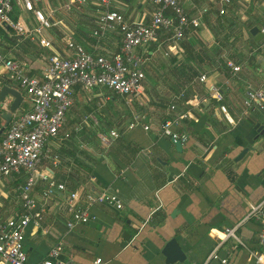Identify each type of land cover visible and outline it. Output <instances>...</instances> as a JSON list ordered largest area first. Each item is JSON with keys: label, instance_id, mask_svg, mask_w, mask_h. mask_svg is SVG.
<instances>
[{"label": "crops", "instance_id": "1", "mask_svg": "<svg viewBox=\"0 0 264 264\" xmlns=\"http://www.w3.org/2000/svg\"><path fill=\"white\" fill-rule=\"evenodd\" d=\"M59 1L42 4L44 12L51 15L63 7ZM195 2L198 8L203 6L201 0ZM82 5L96 12L92 2ZM116 5L128 20L147 17L149 6L143 1L120 0ZM183 5L190 16H196L191 3ZM230 11L232 20L227 16ZM12 18L29 29L39 26L33 13L21 7ZM95 21L92 28L79 33L56 21L43 32L53 48L5 26L0 28V53L16 60L28 74L39 76L50 54L63 53L66 39L96 54L117 49L115 33L92 37ZM252 27L263 36L251 34ZM263 29L264 0H232L224 14L210 5L201 25L190 28L179 55L165 57L161 50H140L146 77L143 93L134 103L127 104L106 88L86 92L75 87L74 104L57 136L46 142L38 166L48 177L33 192L41 213L38 222L31 221L25 229L28 260H45L61 242V257L67 264H95L96 258L103 264H166L162 248L176 238L185 260L174 264L200 263L214 249L227 259L226 264H261L253 255L264 253L258 241L261 225L247 215L264 200V133L253 127L264 123V108H246L244 98L248 89L264 80ZM217 47L219 51L214 52ZM227 60L240 70L234 73ZM202 74L207 77L205 83L199 81ZM8 79V70L0 66V82ZM211 87L220 91L221 100L210 96ZM17 88L23 100L13 114L31 109L28 97ZM181 92L184 96L175 99ZM172 103L176 111L190 114L174 128L187 135L180 151L160 130L162 120L173 114ZM222 104L233 123L224 118ZM136 114L144 117L142 124L130 128ZM110 131L118 136L104 144L100 135L109 136ZM249 145L252 148L236 161ZM23 180L24 176L0 178V220L19 209L17 188ZM50 181L64 183L66 191L43 199L42 191ZM74 190L114 193L123 208L89 206L92 221L68 229L66 198ZM233 227L235 236L213 234Z\"/></svg>", "mask_w": 264, "mask_h": 264}, {"label": "built area", "instance_id": "2", "mask_svg": "<svg viewBox=\"0 0 264 264\" xmlns=\"http://www.w3.org/2000/svg\"><path fill=\"white\" fill-rule=\"evenodd\" d=\"M48 0H0V28L8 26L18 34L24 35L40 46L53 48L48 36L43 35L45 29L56 24L42 8ZM67 6L92 2L97 6L95 28L92 37L102 39L111 33L118 35L117 49L104 53H93L74 40L64 41V51L50 54L48 63L39 76L30 75L16 60L0 53V66L9 72L8 81L23 90L31 103V109L13 114L11 121L0 139V178L17 179L24 176L23 182L17 188L19 209L10 217L0 220V264H67L62 259V243L53 246L48 257L40 262L28 260L24 248L25 229L32 221L37 223L40 211L33 192L38 183L48 175L38 170L43 157L46 142L56 137L64 124L65 114L74 104L75 87L90 92L95 88H106L123 98L127 104H132L143 93V82L146 74L141 49L150 48L162 51L165 57L170 54L179 55L181 43L191 27L202 23V15L210 5H215L219 14H224L232 0H201L200 8L196 0H147L149 8L147 17L140 16L137 20H128L122 9L117 6L120 0H64ZM189 2L196 9V16H190L183 3ZM33 13L39 26L29 29L20 20H14L12 13L17 8ZM58 22V21H57ZM264 31V29H263ZM226 65L235 73L239 65L227 60ZM205 74L199 76V81L206 82ZM210 95L217 100L222 99L218 89L211 87ZM179 93L175 99L183 97ZM246 108H264V80L257 88H250L245 93ZM6 107V103H2ZM176 103L169 107L172 115L162 120L160 130L172 140L184 142L185 133L175 130L181 121L187 118L188 112L176 111ZM227 122L233 123L225 105H220ZM144 117L136 114L130 128L141 125ZM148 129L147 124L143 125ZM118 134L110 131L109 136L102 134L100 139L109 144L111 138ZM57 157L55 156V160ZM66 191V185L50 181L42 191L43 199L52 197L56 192ZM110 205L122 209L120 198L108 191L78 190L70 191L66 198V211L70 215L66 226L72 229L78 224H88L92 221L89 206ZM42 210V209H41ZM259 221L261 229L258 235L259 245L264 248V200L253 205L247 215ZM236 227L224 231H215V236H235ZM256 261L264 264V253H254ZM95 264H103L101 258H96ZM227 259L220 257L216 249L212 250L206 259L192 264H226Z\"/></svg>", "mask_w": 264, "mask_h": 264}, {"label": "water", "instance_id": "3", "mask_svg": "<svg viewBox=\"0 0 264 264\" xmlns=\"http://www.w3.org/2000/svg\"><path fill=\"white\" fill-rule=\"evenodd\" d=\"M250 33L257 37L263 36V33L260 32L257 27H252L250 29ZM0 83V116L4 120L3 124L0 127L1 135L7 128L9 122L11 121L13 113L19 108V105L23 100V95L20 90L17 87L13 86L8 80L1 81ZM8 97L9 100L7 101ZM4 102L6 103V107H2V103ZM253 127L257 132L261 134L264 133V123H255ZM205 131L209 134V131ZM172 142L174 143L175 148L180 151L182 148V141L172 140ZM249 148H252L251 145H249V147L243 148L241 152L237 155L235 160L238 161L239 159H241ZM180 198L182 200L184 198V195H182ZM179 204H181V202ZM179 204L178 206H180ZM161 252L165 257L166 264H174L176 262L182 263L185 260L184 253L181 250L176 238L169 239L163 246Z\"/></svg>", "mask_w": 264, "mask_h": 264}, {"label": "rangeland", "instance_id": "4", "mask_svg": "<svg viewBox=\"0 0 264 264\" xmlns=\"http://www.w3.org/2000/svg\"><path fill=\"white\" fill-rule=\"evenodd\" d=\"M133 2L136 1H143L144 6L148 7L149 4L147 0H132ZM61 8L56 9L53 11V13L50 15V18L53 22H56L58 20H62L67 27L71 28L75 32H86L88 28H92L94 24V20L97 16L96 12L87 10L85 5L82 4H74L67 6L66 2L64 0L59 1ZM55 3V2H54ZM66 6V7H65ZM232 20L231 11L227 15ZM233 21L236 23H240L236 19H233ZM219 51L218 47L214 48V52ZM151 94V93H150ZM120 97V96H119Z\"/></svg>", "mask_w": 264, "mask_h": 264}, {"label": "trees", "instance_id": "5", "mask_svg": "<svg viewBox=\"0 0 264 264\" xmlns=\"http://www.w3.org/2000/svg\"><path fill=\"white\" fill-rule=\"evenodd\" d=\"M3 124V121H2V119H1V122H0V127H1V125ZM2 135H0V137H1Z\"/></svg>", "mask_w": 264, "mask_h": 264}]
</instances>
